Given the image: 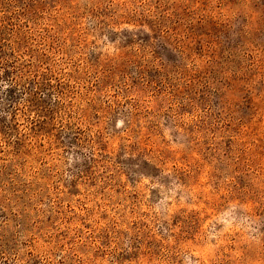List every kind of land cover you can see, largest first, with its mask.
I'll use <instances>...</instances> for the list:
<instances>
[{"label":"rangeland","instance_id":"rangeland-1","mask_svg":"<svg viewBox=\"0 0 264 264\" xmlns=\"http://www.w3.org/2000/svg\"><path fill=\"white\" fill-rule=\"evenodd\" d=\"M0 264H264V0H0Z\"/></svg>","mask_w":264,"mask_h":264},{"label":"trees","instance_id":"trees-1","mask_svg":"<svg viewBox=\"0 0 264 264\" xmlns=\"http://www.w3.org/2000/svg\"><path fill=\"white\" fill-rule=\"evenodd\" d=\"M2 35H3L2 31H0V43L3 42Z\"/></svg>","mask_w":264,"mask_h":264}]
</instances>
